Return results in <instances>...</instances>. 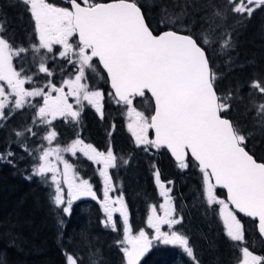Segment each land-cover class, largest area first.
I'll list each match as a JSON object with an SVG mask.
<instances>
[{"label":"trees","instance_id":"trees-1","mask_svg":"<svg viewBox=\"0 0 264 264\" xmlns=\"http://www.w3.org/2000/svg\"><path fill=\"white\" fill-rule=\"evenodd\" d=\"M49 2L68 6L62 0ZM137 2L155 32L172 29L209 35L210 42L202 46L217 75L218 96L228 97L225 102L229 108L222 115L241 130L246 137V148L264 162V113L258 115L256 110V106L264 103V94L248 87L254 80L264 83V5H255L248 16L230 11L228 0ZM217 12L221 15L216 16ZM166 15L174 24L161 23ZM0 26L3 28L0 35L14 48L28 49L13 58L17 70L23 68L24 75L32 77L25 88L46 86L49 81L59 86L63 80L77 74L78 65L69 64L66 58L59 56L61 47L55 45L52 52L40 49L38 53L30 47L39 40L30 6L23 0H0ZM229 36L230 46L222 47ZM41 57L46 58L51 76L39 72ZM93 63L96 71L86 70V80L82 83H87L89 90L103 92L106 116L101 117L96 107L83 101L78 106L77 119L56 118L50 125L43 124L36 115L41 105L39 98H29L21 109L12 110L10 104L4 110L5 118L0 119V156H3L0 159V264H66L65 253L78 257V264H126L123 245L118 243L123 240L122 217H115V230L105 223L106 215L100 204L101 185L94 182L95 170L92 171V163L82 153L66 152V160L80 178L93 179V190L98 198L73 201L70 214H64L62 208H56L51 202L50 194L54 193L51 177L42 178L33 173L42 148H66L77 138L98 149H105L107 144L114 151L116 182L112 187L116 195H123L134 232L143 228L150 237L154 236L147 226V217L151 207L155 205L158 209L163 198L155 181L157 171L161 183L170 189L173 214L181 222L172 229L166 226L163 229L185 235L195 259L178 245L154 240L140 264H240L243 247L264 258V241L254 220L236 212L245 240L235 242L227 236L219 214L220 205L207 202L203 174L190 156L187 158L189 166L181 169L165 148L136 145L127 128V106L117 103L114 94L109 95L113 92L107 76L96 58ZM142 103L146 107L151 105L148 93ZM150 113L149 109L147 116ZM53 130L57 136L49 144L44 137ZM18 132L23 135L18 136ZM216 194L227 201L223 189L216 187Z\"/></svg>","mask_w":264,"mask_h":264},{"label":"snow or ice","instance_id":"snow-or-ice-1","mask_svg":"<svg viewBox=\"0 0 264 264\" xmlns=\"http://www.w3.org/2000/svg\"><path fill=\"white\" fill-rule=\"evenodd\" d=\"M23 2L30 6L34 31L39 40L38 44L30 47L38 53L40 49L52 52L54 45L61 46L59 56L66 58L69 64H78L77 74L74 79L63 80L59 87L49 81L46 85L48 91L44 87L25 88L32 77L24 75L23 68L17 70L13 58L28 52V49L14 48L8 39L0 35V119L5 118L4 110L10 104L12 110L21 109L29 97H42L43 104L36 115L43 124L50 125L57 117L74 120L79 117L80 112L73 109L68 102L69 97H75L78 105L87 101L98 112L101 111L103 92L90 91L88 84L82 83L86 80V70L96 71L93 60L97 58L114 90L109 95L114 94L118 98L117 103L127 106L131 118L128 129L136 145L157 149L166 147L181 169L189 166L187 157L190 153L203 174L207 202L220 205L219 214L227 236L235 242L245 240L241 220L229 205L239 213L258 218L259 232L264 234V162H258L246 151L245 135L221 115L229 108L225 102L228 97L217 95V75L210 67L202 46L210 42L208 34H183L173 30L157 33L149 27L137 0H68L67 7L49 0ZM228 2L230 11L248 16L254 11L250 5H264V0ZM215 15L220 16L221 13ZM166 22L174 24V21H168L167 15L161 23ZM229 46L230 36L222 47ZM39 72L52 75L45 57L40 58ZM248 87L264 94V83L260 80H254ZM146 92L151 94L153 101L150 116L133 106V100L145 97ZM256 110L258 115L264 113V103L256 106ZM149 130L154 131V138H149ZM27 131L31 132V129ZM17 135L23 133L18 132ZM56 136L53 130L44 139L51 144ZM77 150L90 160L103 164L100 176L104 178V199L100 204L106 215L105 223L110 224L113 230L116 229L113 214L119 213L122 217L123 240L118 243L123 245L121 250L126 264H140L154 240L178 245L195 259L185 235L161 230V225L172 229L181 219L173 218L175 209L168 195L170 189H165L161 183L159 171L155 176L162 189L161 195L165 197V203L159 206L163 215H158L157 207L153 205L147 217V226L155 230V236L150 238L143 228L133 234L123 195L115 199L109 196L112 183L108 169L115 166L116 159L111 148L106 153L98 151L93 145L77 138L64 149L48 147L40 150L33 173L42 178L51 173L54 193L50 194V200L56 208L70 214L73 201L82 196L97 198L92 184L80 178L61 155L62 151L75 155ZM60 163H63L62 172ZM61 177L67 187V198ZM217 185L227 189V201L216 197L214 189ZM241 251L240 264H264V258L254 255L248 247H243ZM65 259L66 264H78V257L72 254L65 253Z\"/></svg>","mask_w":264,"mask_h":264},{"label":"rangeland","instance_id":"rangeland-1","mask_svg":"<svg viewBox=\"0 0 264 264\" xmlns=\"http://www.w3.org/2000/svg\"><path fill=\"white\" fill-rule=\"evenodd\" d=\"M167 14H168V11L166 12ZM176 15H178V14H176ZM73 42H75V41H73ZM57 46H59V45H57ZM54 47H55V45H54ZM53 47V48H54ZM59 47H61V46H59ZM61 50H62V48H61ZM78 65V64H77ZM74 78H75V76H74ZM74 78H72V79H74ZM61 84L62 83H60L59 84V86H61ZM44 85H47V84H44ZM59 86H57V87H59ZM42 87H44L45 88V91H48V89H47V87L46 86H42ZM32 88H34V87H32ZM31 88V89H32ZM31 89H29V90H31ZM65 91L67 92L68 91V89H67V87H65ZM90 91H94V90H90ZM53 95H55V93H53ZM30 99L32 98H39L40 100L39 101H41V105L43 104V99H42V97H29ZM29 98H27V100L29 99ZM69 103H71L72 105H73V109L74 110H77L78 111V104L76 103V99H75V97H69V101H68ZM83 102V101H82ZM40 105V106H41ZM76 107H77V109H76ZM93 107H95V106H93ZM57 118H64V117H57ZM69 118H71V117H69ZM49 119H51L50 117H49ZM64 119H66V118H64ZM68 119V118H67ZM131 122V121H130ZM149 138H152L150 135H149ZM135 139V138H134ZM50 147H52V148H56L57 146H50ZM68 147V146H67ZM66 147V148H67ZM60 148V147H59ZM61 149H64V148H61ZM67 151H62L61 152V155H62V157H63V159L64 160H66V156H65V153H66ZM77 152H81V151H79V150H77ZM76 152V153H77ZM69 153H71V152H69ZM81 153H83V152H81ZM71 154H73V153H71ZM84 154V153H83ZM54 159V158H53ZM67 161V160H66ZM68 162V161H67ZM95 162V161H94ZM69 163V162H68ZM96 163V162H95ZM59 168H60V171L62 172L63 171V163H60L59 164ZM99 172L101 171V169H103V164H99ZM47 176H49V177H51V173H48L47 174ZM101 177V179H102V182L99 184V185H101V196H102V198L100 199V201H102L103 199H104V195H103V189H104V178L102 177V176H100ZM61 181H62V187H64L65 188V198H67V187H66V185H63V178L61 177ZM155 181H156V176H155ZM213 182V181H212ZM165 186V185H164ZM158 189H159V191H160V194H161V191H162V189L160 188V186H159V184H158ZM165 189H167V187L165 186ZM94 191V190H93ZM214 191H215V195H216V197L218 198V199H223V198H219L218 196H217V194H216V187H215V189H214ZM169 193V192H168ZM169 195V194H168ZM109 196L110 197H112L113 199H115V198H117V197H119V195H116L115 193H114V189H113V187H112V190H110V192H109ZM87 197H90V196H82V197H80L79 199H81V198H87ZM97 197V196H96ZM163 198H162V201L160 202V205L161 204H164L165 203V197L164 196H162ZM90 198H92V197H90ZM98 198V197H97ZM96 198V199H97ZM78 200V199H77ZM223 200H225V199H223ZM171 201H172V199H171ZM226 201V200H225ZM159 205V206H160ZM115 206H117L118 207V205H115ZM172 206H173V204H172ZM229 207L230 208H232V206L231 205H229ZM233 209V208H232ZM234 210V209H233ZM235 211V210H234ZM157 214L158 215H160V216H162L163 215V211L160 209V207L157 209ZM117 215H120L119 213H114L113 214V218H114V220H115V217L117 216ZM237 217H238V219H239V216L237 215ZM106 218V217H105ZM173 218H177L174 214H173ZM104 221H105V219H104ZM163 226H166V227H168L167 225H161V230L162 231H164V232H167L166 230H164L163 229ZM133 230V229H132ZM140 230V229H139ZM138 230V231H139ZM153 230V234H154V236H155V230L154 229H152ZM138 231H136V232H134L133 231V234L135 235L136 233H138ZM153 236V237H154ZM150 237V236H149ZM151 238V237H150ZM255 255V254H254Z\"/></svg>","mask_w":264,"mask_h":264},{"label":"flooded vegetation","instance_id":"flooded-vegetation-1","mask_svg":"<svg viewBox=\"0 0 264 264\" xmlns=\"http://www.w3.org/2000/svg\"><path fill=\"white\" fill-rule=\"evenodd\" d=\"M66 3V2H65ZM68 4V3H67ZM58 6H60V5H58ZM251 7H254L255 6V4H253V5H250ZM62 7H66V6H62ZM149 95V94H148ZM135 99H137V100H135ZM134 100H133V106L134 107H136V109L138 110V111H142V112H144L145 113V115L147 116V114H148V111H149V109L151 110V113H150V115L152 114V112H153V101H152V99H151V97H150V99H151V105H149V107H146L143 103H142V98L141 97H137V98H135ZM138 101V102H137ZM103 99H102V101H101V111H99V114L101 115V117H104V116H106V113L104 112V108H105V106H103ZM143 104V105H142ZM128 110V109H127ZM149 115V116H150ZM128 122H127V128H128V124L130 123V121H131V118L129 117V115H128ZM129 130V129H128ZM149 135L153 138V131L152 130H149ZM85 144H90V143H85ZM91 145H93V147H95L98 151H102V152H107L108 151V149L109 148H111L109 145H105V149H98L97 148V146H94V144H91ZM112 150V149H111ZM113 151V150H112ZM81 153V152H80ZM169 153V152H168ZM113 154H114V151H113ZM82 155H83V157L85 158V159H87L88 161H90L91 163H92V167H93V169H92V171L94 172V170H95V179H94V182H97L98 184H100L101 182H102V179H101V177H100V172H99V163H95L93 160H90L87 156H85L83 153H82ZM114 156H115V154H114ZM171 156V155H170ZM188 158V157H187ZM116 160V159H115ZM175 161V160H174ZM115 166H116V161H115ZM115 166L114 167H109V169H108V174H109V176L111 177V183H112V185H114V181L116 182V179H114L113 178V170L115 169ZM82 179H85V180H88L89 181V183H94L93 182V179L92 178H90V177H85V178H82Z\"/></svg>","mask_w":264,"mask_h":264},{"label":"water","instance_id":"water-1","mask_svg":"<svg viewBox=\"0 0 264 264\" xmlns=\"http://www.w3.org/2000/svg\"><path fill=\"white\" fill-rule=\"evenodd\" d=\"M62 1H64V2H66V3H68V0H62ZM101 2H104V1H101ZM141 10H142V8H141ZM142 12H143V10H142ZM144 13V12H143ZM145 19H146V17H145ZM146 22H147V20H146ZM148 23V22H147ZM149 25V24H148ZM150 27V26H149ZM151 28V27H150ZM167 30H172V29H165V30H161V31H159V32H163V31H167ZM173 31H175V30H173ZM159 32H157V33H159ZM183 34H188V33H184V32H182ZM205 52H206V50H205ZM206 55H207V52H206ZM207 57H208V55H207ZM97 59V58H96ZM209 59V58H208ZM98 60V59H97ZM210 63V62H209ZM100 65V64H99ZM100 67L102 68V65H100ZM210 67H211V65H210ZM102 70H103V68H102ZM104 71V73L106 74V76H107V73H106V70H103ZM107 79H108V83H109V86H110V88H111V82H110V79L107 77ZM111 90H112V92L114 93V90L111 88ZM217 91V90H216ZM147 93V92H146ZM149 94V96L151 97V94L150 93H148ZM217 95H218V93H217ZM115 96V95H114ZM117 100H118V98L117 97H115ZM221 115H222V113H221ZM222 117L223 118H226V119H229L230 121H231V119L230 118H228V117H226V116H224V115H222ZM232 122V121H231ZM153 138H154V131H153ZM162 148H165L168 152H169V154L171 155V157L175 160V157H173L172 156V154H171V152H170V150H168L166 147H162ZM246 151H248L249 152V154H251V155H253L247 148H246ZM188 156H190L191 157V155H190V153H189V155ZM254 156V155H253ZM192 158V157H191ZM254 158H255V156H254ZM193 159V158H192ZM256 159V158H255ZM194 160V159H193ZM176 161V160H175ZM258 162H262V161H259V160H257ZM177 162V161H176ZM197 163V162H196ZM213 183H215V181H214V178H213ZM217 188H220V189H223L224 191H225V193H226V198H227V189H225V188H223L222 186H219V185H217L216 186ZM232 206V205H231ZM232 208L234 209V206H232ZM235 210V209H234ZM238 214H240V215H242L243 217H247V218H250V219H252V220H254L255 222H256V227H257V231H258V233L260 234V236L262 237V239H263V241H264V234H261L260 232H259V228H258V218H251V217H248V216H246L245 214H243V213H239V211L238 210H235ZM126 260V259H125Z\"/></svg>","mask_w":264,"mask_h":264}]
</instances>
